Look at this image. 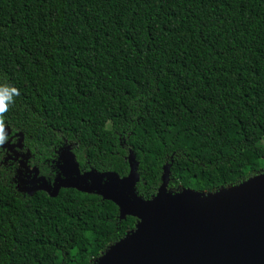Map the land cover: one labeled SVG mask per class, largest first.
<instances>
[{
	"label": "trees",
	"instance_id": "obj_1",
	"mask_svg": "<svg viewBox=\"0 0 264 264\" xmlns=\"http://www.w3.org/2000/svg\"><path fill=\"white\" fill-rule=\"evenodd\" d=\"M2 89L24 142L0 144V264H95L138 218L72 187L20 191L18 154L50 183L66 151L121 178L133 154L145 201L167 165L173 190L264 172V0H0Z\"/></svg>",
	"mask_w": 264,
	"mask_h": 264
},
{
	"label": "water",
	"instance_id": "obj_2",
	"mask_svg": "<svg viewBox=\"0 0 264 264\" xmlns=\"http://www.w3.org/2000/svg\"><path fill=\"white\" fill-rule=\"evenodd\" d=\"M4 133L10 138L3 147H23V133L10 136L8 128ZM14 138L18 142L11 144ZM18 155L20 191L32 195L43 190L55 197L61 188L72 187L113 201L122 218H138L135 229L96 264H264V172L215 192L173 190L167 165L158 194L145 201L134 191L140 177L133 154L130 174L121 178L115 172L81 171L75 155L66 151L53 183L36 166L29 167L28 153Z\"/></svg>",
	"mask_w": 264,
	"mask_h": 264
},
{
	"label": "clouds",
	"instance_id": "obj_3",
	"mask_svg": "<svg viewBox=\"0 0 264 264\" xmlns=\"http://www.w3.org/2000/svg\"><path fill=\"white\" fill-rule=\"evenodd\" d=\"M16 89H11V92H15ZM11 99L8 89L0 90V144L6 140L3 126V114L7 111V101Z\"/></svg>",
	"mask_w": 264,
	"mask_h": 264
},
{
	"label": "flooded vegetation",
	"instance_id": "obj_4",
	"mask_svg": "<svg viewBox=\"0 0 264 264\" xmlns=\"http://www.w3.org/2000/svg\"><path fill=\"white\" fill-rule=\"evenodd\" d=\"M13 142H14V140L11 142V144H13ZM29 167H30V166H29ZM31 167H32V166H31ZM31 167H30V168H31Z\"/></svg>",
	"mask_w": 264,
	"mask_h": 264
},
{
	"label": "bare ground",
	"instance_id": "obj_5",
	"mask_svg": "<svg viewBox=\"0 0 264 264\" xmlns=\"http://www.w3.org/2000/svg\"><path fill=\"white\" fill-rule=\"evenodd\" d=\"M187 192H189V191H187Z\"/></svg>",
	"mask_w": 264,
	"mask_h": 264
},
{
	"label": "rangeland",
	"instance_id": "obj_6",
	"mask_svg": "<svg viewBox=\"0 0 264 264\" xmlns=\"http://www.w3.org/2000/svg\"><path fill=\"white\" fill-rule=\"evenodd\" d=\"M95 264H96V262H95Z\"/></svg>",
	"mask_w": 264,
	"mask_h": 264
}]
</instances>
